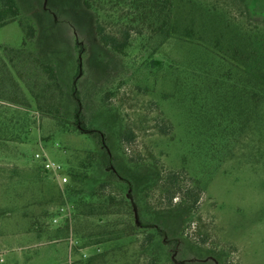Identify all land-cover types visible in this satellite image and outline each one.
Here are the masks:
<instances>
[{
    "label": "rangeland",
    "instance_id": "1",
    "mask_svg": "<svg viewBox=\"0 0 264 264\" xmlns=\"http://www.w3.org/2000/svg\"><path fill=\"white\" fill-rule=\"evenodd\" d=\"M17 1L37 36L22 49L20 23L0 27V264H264V0H175L194 35L133 32L126 55L100 42L83 0ZM118 2L102 11L112 30ZM27 50L56 67L68 122L37 107L48 79ZM89 151L100 156L85 170ZM110 170L105 194L127 197L135 235L122 216L82 213ZM170 172L200 183L195 213Z\"/></svg>",
    "mask_w": 264,
    "mask_h": 264
},
{
    "label": "trees",
    "instance_id": "2",
    "mask_svg": "<svg viewBox=\"0 0 264 264\" xmlns=\"http://www.w3.org/2000/svg\"><path fill=\"white\" fill-rule=\"evenodd\" d=\"M175 0H119V4L128 5V9L121 18L122 26L116 30L108 28L102 17L105 0H83L84 5L92 10L95 14V31L100 42L112 52L120 55L128 54L129 48L132 45L134 33L143 35L148 32L152 37L167 38L181 33L187 37H192L195 33L194 26H180V22L175 13ZM108 3L109 0H106ZM18 21L25 32L23 48L27 49V45L37 36L35 25L22 14L21 7L17 0H0V27L6 24ZM234 54L240 51L235 46ZM27 55L32 60L35 68L41 71L47 77L45 86L41 91L35 94L37 107L46 115L62 122H68V118L63 113L62 99L65 95V90L59 80V75L56 67L43 61L36 52L27 50ZM245 54L243 55V57ZM40 73V74H41ZM264 83V72L261 75ZM17 101V98H13ZM28 105V104H27ZM99 137V135H97ZM135 134L132 130H125L122 134V141L132 140ZM99 142L103 146L102 162L106 168H111L109 148L104 143L102 136ZM100 153L97 151H89L85 159L81 162L82 167L87 170L99 159ZM73 177H82L87 179L88 173L83 172L78 174L73 172ZM164 182L173 186L175 192L180 196L177 204L180 209L186 213L192 214L199 209L202 199V189L198 181L192 180L193 184H186L183 189V176L179 172H170L166 175ZM119 180V175L116 171L110 170L106 178L98 185V188L90 195L91 200L85 202L82 200L86 210L82 213L86 215H119L124 217V227L122 229L123 236H132L138 233L139 227L134 223V208L126 196L114 194L112 192L105 194L108 185ZM184 181V180H183ZM96 199V201H94ZM101 199V200H100ZM146 242H152L155 235L150 233L146 237ZM91 259V258H90Z\"/></svg>",
    "mask_w": 264,
    "mask_h": 264
},
{
    "label": "built area",
    "instance_id": "3",
    "mask_svg": "<svg viewBox=\"0 0 264 264\" xmlns=\"http://www.w3.org/2000/svg\"><path fill=\"white\" fill-rule=\"evenodd\" d=\"M37 155H39V154H37ZM45 167L49 170V171H51V170H54V169H56L58 166H57V164L55 163V162H53V161H46V163H45Z\"/></svg>",
    "mask_w": 264,
    "mask_h": 264
},
{
    "label": "crops",
    "instance_id": "4",
    "mask_svg": "<svg viewBox=\"0 0 264 264\" xmlns=\"http://www.w3.org/2000/svg\"><path fill=\"white\" fill-rule=\"evenodd\" d=\"M21 159L23 160V163L26 162V161H25V158H24V155L21 156L20 161H21ZM35 160H36V159H35ZM24 161H25V162H24ZM27 171H31L30 167H28L27 170H23V171L21 172V174H23V172H27ZM22 178H23V176H22Z\"/></svg>",
    "mask_w": 264,
    "mask_h": 264
}]
</instances>
